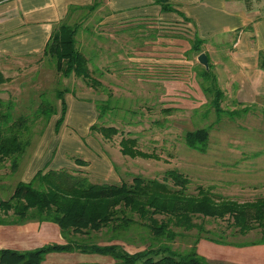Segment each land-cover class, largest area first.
<instances>
[{
  "label": "rangeland",
  "instance_id": "rangeland-1",
  "mask_svg": "<svg viewBox=\"0 0 264 264\" xmlns=\"http://www.w3.org/2000/svg\"><path fill=\"white\" fill-rule=\"evenodd\" d=\"M66 23L80 26L78 48L93 59L91 70L99 69L103 73V77L99 73L96 75L103 88L95 91L74 75L64 79L42 55L22 59L2 57L0 71L10 82L0 87L3 91L0 96L4 100L12 99L16 102L17 116H31L34 110H30V106L33 103L38 106L42 94L47 95L60 113L58 91L68 90V94L82 99L91 97L93 101H78V105L87 110H93L97 103L109 102L110 111L97 124L118 127L121 134L107 141L101 135L91 132L88 139L84 138V142L95 139L96 146H101L102 152L115 163V177L120 180L115 184L122 181L131 183L137 176L163 181L168 171L175 170L190 180V195H196L197 189L203 187L218 201L247 203L264 198V101L252 105L237 102L235 90L226 87L219 74L222 53L220 55V52H213L205 45L202 47V54L208 55L212 70L218 78L221 76L219 84L225 93L222 107L227 114L218 116L210 105L211 99L202 92L199 85L201 81L195 72L196 66L200 64L199 56L191 50L195 37L193 28L178 22L142 20L101 25L100 16L90 11L77 12ZM227 66L231 68V62ZM71 106L74 120L70 121V125L76 129L72 130L77 136L82 138L83 116L73 104ZM229 112L236 115L231 116ZM101 113L102 111H97L98 115ZM59 117L52 118L47 125L43 120L37 121L32 129L31 145L16 172L11 170L10 163L0 167V201L12 196L37 153L46 151L48 156L56 150L62 139L55 133ZM203 128L210 132L208 150L205 153L192 150L185 142L188 132ZM122 134L139 137L140 150L155 154L160 159H132L123 156L120 150ZM62 149H66V152L69 150L66 159L73 161L74 165V159H85L84 155L76 153L75 147ZM77 167L79 169H73L83 171L80 168H87ZM92 179L93 182L99 180L93 176ZM97 182L104 183L102 180ZM28 224L30 223L26 225ZM206 228L218 234L225 233L229 241L237 243L253 242L260 237L256 231L246 237L231 238L232 231L223 221L208 220ZM196 234L195 231L178 238L172 243L173 249L186 254ZM69 239L100 246L115 244L130 254L166 243L156 241L141 228H134L124 235L105 229L100 233ZM63 240L61 245L67 244L68 241ZM208 250H211L214 259L221 262L210 264H258L257 253L263 251L243 253L234 250L222 252L216 248ZM77 254L79 256L75 260L67 263H110V260L98 255L85 254L82 258V253ZM70 256L72 255L69 253H54L47 256L43 264H63ZM221 259H224L223 263ZM261 264H264V257Z\"/></svg>",
  "mask_w": 264,
  "mask_h": 264
},
{
  "label": "trees",
  "instance_id": "trees-1",
  "mask_svg": "<svg viewBox=\"0 0 264 264\" xmlns=\"http://www.w3.org/2000/svg\"><path fill=\"white\" fill-rule=\"evenodd\" d=\"M100 2L101 0H95L89 7H71L67 19L53 31L42 55L64 79L74 75L95 91L103 88L96 75H104L99 69L91 70L93 59L78 48L80 26H71L66 21L77 12H94ZM156 3L164 13L181 14L167 0H156ZM182 17L188 21L183 15ZM204 44L205 41L195 35L192 52L200 56ZM195 72L201 81L199 85L202 92L211 99L210 105L217 115L227 114L222 107L225 93L210 61L208 69L197 65ZM9 82L10 79L0 71V87ZM67 92L68 90L57 92V99L61 103L60 113L47 95L42 94L38 106L31 104L30 110H34L31 116H17L16 102L12 99L4 100L0 96V167L10 163L13 172L20 168L31 145L32 129L37 121L43 120L47 125L52 118L60 116L55 125L59 132L68 111L65 100ZM2 93L0 89V95ZM108 103L96 104V110L102 111L97 122L110 111ZM244 112L247 113V110ZM228 114L236 115L234 112ZM97 122L91 126L90 131L101 135L103 139L108 141L121 134L118 127L100 126ZM122 136L120 150L123 156L132 159H160L155 154L140 150L139 137ZM209 140L210 132L207 128L188 132L185 136L187 146L201 153L208 150ZM74 161L80 167L90 166L89 162L82 159ZM48 167L49 165L38 171L31 182H19L12 196L0 201V227L23 226L30 222L51 223L60 228L62 237L68 242L64 245L48 244L27 252L0 250V264H43L50 254L77 252L111 257L114 264H210L198 252V245L202 240L236 248L264 245V198L247 203L218 201L203 187L197 189L196 195H190V180L175 170L168 171L163 181L137 176L131 183L122 181L120 184H112L97 182L99 180L93 182L88 172L70 168L48 170ZM208 220L226 222L228 229L232 231L231 238L246 237L256 231L260 237L248 243L232 242L225 233L218 234L208 230ZM134 228H141L156 241L166 243L130 254L115 244L100 246L69 239L100 233L105 229L124 235ZM195 231L197 234L194 242L186 254L173 249L172 243L178 238Z\"/></svg>",
  "mask_w": 264,
  "mask_h": 264
},
{
  "label": "crops",
  "instance_id": "crops-1",
  "mask_svg": "<svg viewBox=\"0 0 264 264\" xmlns=\"http://www.w3.org/2000/svg\"><path fill=\"white\" fill-rule=\"evenodd\" d=\"M94 1L0 0V58L22 59L43 55L53 31L67 19L70 8L89 7ZM167 1L181 14L164 13L156 0H101L93 14L100 16L101 25L121 24L130 20L186 24L189 28H193L195 35L205 41L204 45L207 48H211L213 52H220V55L222 53L219 74L223 77L226 87L235 90L237 102L252 105L264 101V66H262L264 64V0ZM182 15L188 21H185ZM73 18L74 15L70 20ZM228 62H231L232 69L227 66ZM66 97L68 111L65 123L59 132L55 129L57 136L62 137L58 147L48 156L46 151L37 153L26 168L22 181L31 182L36 173L45 169L47 165H49L48 170L73 169V167L79 169L73 161L66 159L69 150L66 152V149H62L75 147L76 153L84 155L83 160L90 163L89 167L80 170L88 172L95 179L107 183H119L120 180L115 177L113 166L115 163L102 152L101 146H96L97 141L93 139L84 142V138L88 139L91 134V126L97 122L98 114L96 107L87 110L86 107L78 105V101H93V99L91 97L82 99L71 94H67ZM72 104L84 119L81 124L84 129L82 138L77 136L72 130L75 128L70 125V121L74 120ZM63 241L60 228L51 223L30 222L26 227H0V250L27 252L42 248L50 242L62 244ZM209 248H216L222 252L234 250L243 253L263 250L257 253L258 264H261L264 257V245L236 248L202 240L198 245V252L209 263H221L212 257L214 255L208 250ZM69 254L72 256L63 264H71L67 261L75 260L79 256L77 253ZM82 256L86 255L82 254ZM101 258L110 260L109 264H114L111 257L101 256ZM221 260L223 263L224 259Z\"/></svg>",
  "mask_w": 264,
  "mask_h": 264
},
{
  "label": "water",
  "instance_id": "water-1",
  "mask_svg": "<svg viewBox=\"0 0 264 264\" xmlns=\"http://www.w3.org/2000/svg\"><path fill=\"white\" fill-rule=\"evenodd\" d=\"M198 62L200 65H202L203 67H205L206 69L209 68V59L207 57L206 54H201L199 57H198Z\"/></svg>",
  "mask_w": 264,
  "mask_h": 264
}]
</instances>
